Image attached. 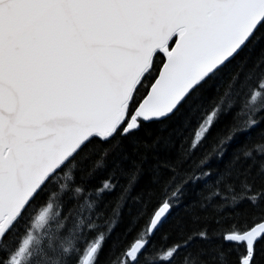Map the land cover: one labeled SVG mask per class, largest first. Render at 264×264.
Instances as JSON below:
<instances>
[{"label": "snow or ice", "instance_id": "6c2138e0", "mask_svg": "<svg viewBox=\"0 0 264 264\" xmlns=\"http://www.w3.org/2000/svg\"><path fill=\"white\" fill-rule=\"evenodd\" d=\"M0 264H264V0H0Z\"/></svg>", "mask_w": 264, "mask_h": 264}]
</instances>
